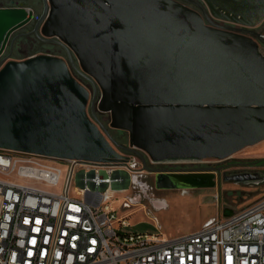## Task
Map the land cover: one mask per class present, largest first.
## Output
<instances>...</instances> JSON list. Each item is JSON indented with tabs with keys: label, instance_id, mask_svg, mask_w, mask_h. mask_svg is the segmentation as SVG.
<instances>
[{
	"label": "water",
	"instance_id": "1",
	"mask_svg": "<svg viewBox=\"0 0 264 264\" xmlns=\"http://www.w3.org/2000/svg\"><path fill=\"white\" fill-rule=\"evenodd\" d=\"M185 1L197 9L177 0H42L36 17L0 7V148L116 166L134 153L150 170L146 157L223 160L264 141V39L253 29L264 0ZM34 20L35 36L67 57H12L15 33ZM106 112L109 126L99 117ZM110 128L126 131L128 143ZM154 172L158 189L216 185L214 171Z\"/></svg>",
	"mask_w": 264,
	"mask_h": 264
},
{
	"label": "built area",
	"instance_id": "2",
	"mask_svg": "<svg viewBox=\"0 0 264 264\" xmlns=\"http://www.w3.org/2000/svg\"><path fill=\"white\" fill-rule=\"evenodd\" d=\"M253 29L264 39L262 23ZM129 157L116 166L0 148V264H264V196L180 237L130 231L111 206L127 177L118 169L137 165Z\"/></svg>",
	"mask_w": 264,
	"mask_h": 264
},
{
	"label": "rangeland",
	"instance_id": "3",
	"mask_svg": "<svg viewBox=\"0 0 264 264\" xmlns=\"http://www.w3.org/2000/svg\"><path fill=\"white\" fill-rule=\"evenodd\" d=\"M8 3L10 6L30 9L36 17L43 10L42 0H8ZM262 24L264 25V21ZM32 52H36V49L24 46L20 50L22 56ZM99 117L109 126V113L99 114ZM121 143L127 144L128 136L123 137ZM129 155L137 157V165L132 168L133 173L128 174L123 184L116 185L111 206L119 216L126 217L130 231L158 233L167 238L180 237L199 231L207 221L221 214L227 207L245 208L264 196V179L237 182L225 177L230 173L244 171L264 173V164L247 163L249 160L264 158V141L223 160L171 159L153 162L149 157L146 158L147 165L157 169L202 167L207 171L212 170L210 167L222 165L220 171H215L214 187L158 189L155 174L145 169L143 159L134 153ZM123 173L127 171L118 169V174Z\"/></svg>",
	"mask_w": 264,
	"mask_h": 264
},
{
	"label": "flooded vegetation",
	"instance_id": "4",
	"mask_svg": "<svg viewBox=\"0 0 264 264\" xmlns=\"http://www.w3.org/2000/svg\"><path fill=\"white\" fill-rule=\"evenodd\" d=\"M177 1L187 5L188 7L197 9V6L195 4H193V3H191V2H188V1H185V0H177ZM193 1H195V0H193ZM35 21L36 20H34L33 22H31L30 24H28L27 26H25L24 28L20 29L19 31H17L15 33V34H20V36H19V38L17 40L20 39L22 42L20 44L18 42L16 43L15 49L13 51V54L16 51H20L22 47L26 46L29 49L30 48L31 49H36V53H42V52L43 53H51V54H55V55H58V56L67 57L66 50L63 47H61L60 45L54 44V43L43 42V41H41L40 39H38L35 36V34L32 32L34 24H35ZM12 57H13V55H12ZM79 79L84 84H86L89 87H91V84L86 79H84L81 76H79ZM99 114L102 115L103 113H99ZM110 132L113 135V137L117 141H119L120 143L122 142V138L123 137L128 136V133L126 131L120 130V129L110 128ZM146 165H147V163H146ZM147 167L150 169L149 172L150 173H154V174H155L154 170H196V171H206V170H203L202 167H199V168L198 167H192V168H182V169H180V168H168V169H159L158 168L157 169V168H154V167H149L148 165H147ZM210 168H212V170H209V171L218 172V171L221 170L222 165L221 166H213V167H210ZM244 172H246V171H244ZM249 172L254 173L253 180H263L264 179V173H261V172H258V171H249ZM237 173H240V172H237ZM232 174H236V173H230L228 176L225 175V177L228 179Z\"/></svg>",
	"mask_w": 264,
	"mask_h": 264
},
{
	"label": "trees",
	"instance_id": "5",
	"mask_svg": "<svg viewBox=\"0 0 264 264\" xmlns=\"http://www.w3.org/2000/svg\"><path fill=\"white\" fill-rule=\"evenodd\" d=\"M0 3L3 5H0V7H14V6H10L9 3H8V0H0ZM17 42L20 44L22 41L19 39L17 40ZM36 52H32L30 55H33L35 54ZM248 164H264V158L262 159H253V160H249L247 161Z\"/></svg>",
	"mask_w": 264,
	"mask_h": 264
},
{
	"label": "crops",
	"instance_id": "6",
	"mask_svg": "<svg viewBox=\"0 0 264 264\" xmlns=\"http://www.w3.org/2000/svg\"><path fill=\"white\" fill-rule=\"evenodd\" d=\"M27 56H29V55L22 56V54L20 53V51H16V52L13 54V57L16 58V59H23V58H26Z\"/></svg>",
	"mask_w": 264,
	"mask_h": 264
}]
</instances>
